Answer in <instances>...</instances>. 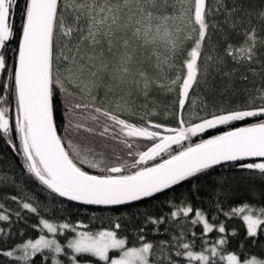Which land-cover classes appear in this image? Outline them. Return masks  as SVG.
<instances>
[{"label": "snow or ice", "instance_id": "6c2138e0", "mask_svg": "<svg viewBox=\"0 0 264 264\" xmlns=\"http://www.w3.org/2000/svg\"><path fill=\"white\" fill-rule=\"evenodd\" d=\"M214 14H223L228 29L243 36L239 44L229 42L223 28L222 51L212 41L209 29L218 24L208 17ZM261 32L264 7L253 9L247 0H213L211 5L206 0H0V76L5 77L0 81V141L22 158L23 169L53 200L130 205L217 167L258 176L261 186L250 191L253 199L264 200ZM154 89L175 94L181 110L177 126L166 129L169 135H161L164 125L153 122L157 112L147 110ZM134 96L145 102L142 113ZM250 118L255 122H247ZM221 125L232 129L192 142ZM83 132L104 138L100 151L82 154L78 137ZM139 140L150 143L141 150ZM108 141H118L127 151H110ZM6 198L36 214L34 227L53 238L40 234L11 250L0 248L5 258L0 264H10L6 258H13L12 264H36L32 258L38 253L50 264H83L84 257L93 258L90 264H264V255L245 252L243 245L230 251L225 226L217 228L214 217L210 221L203 210L183 202L173 205L171 217L194 214L191 224L200 225L204 235L214 230L225 235L203 241L199 251L194 241L185 242L183 232L172 237L171 245L148 241L143 228L129 240L120 234L119 222L96 232L78 231L69 222L56 224L41 216L34 197ZM216 208L222 211L219 202ZM13 214L20 218L19 211L0 203V222H9L8 229L0 228L4 243L12 236ZM224 215L242 217L248 237L264 233V204L245 203ZM146 222L158 226L163 218ZM61 234L66 245L58 239Z\"/></svg>", "mask_w": 264, "mask_h": 264}, {"label": "trees", "instance_id": "16d2710c", "mask_svg": "<svg viewBox=\"0 0 264 264\" xmlns=\"http://www.w3.org/2000/svg\"><path fill=\"white\" fill-rule=\"evenodd\" d=\"M206 2L208 5H211L213 0H206ZM247 3L253 9L264 7V0H247ZM208 19L210 23L214 20L218 24L217 29L210 28L209 31L212 34V41L219 43L221 51L225 42L221 39L220 28H223L224 32L228 34L229 42L239 44L243 40V36L236 35L235 32L230 31L228 26L223 23V14H214L208 17ZM253 23H256L255 19ZM19 27L20 16L18 14L16 17L17 33H19ZM259 35L264 36V32L259 33ZM17 42V40H13L11 47L15 48ZM255 67L258 68L259 66L256 65ZM3 79L5 77L0 76V81ZM133 99L138 111L142 113L145 110L143 108L145 103L143 98H136L134 96ZM150 99L152 103L148 104L147 110H155L157 112V115L152 117L153 122L164 125V127L159 129L161 135H169L166 129L177 126V120L181 112L178 105L174 104L175 94L154 89L150 94ZM238 100L239 98H234L233 103L238 102ZM12 112L14 116V105L12 106ZM183 113V118L187 120L189 117V107L187 104ZM247 122H255V119L250 118ZM234 124L236 127L246 125L245 122H234ZM231 129V125H221L198 134L192 138V142L196 143L202 139L211 138V136L219 135ZM60 134L64 135L62 128L60 129ZM82 137H86L87 139H83ZM82 137H78L82 154L88 152L90 149L97 152L100 151L104 138H100L99 136L93 138L87 132H83ZM137 142L140 144L141 150H144L145 146L150 143L144 140ZM187 143L186 141L185 144ZM108 144L109 150H114L117 154L127 151L118 141H108ZM173 148L176 149V145H173ZM84 167L93 174H97V170L88 169L86 165ZM193 185L196 186L195 190L193 189ZM260 186L261 180L259 177L251 174L249 170L217 167L215 171L174 186L172 189L166 190L165 193L158 194L155 198H146L144 201L133 202L130 205H86L60 197H56L53 200V194L43 189V186L39 185L23 169L22 158L16 155L10 146L0 141V203H3L11 212L15 213L19 211L21 214L19 219L14 214L12 215L10 222L12 236L7 239L6 243L0 241V248L11 250L29 238H36L40 234H48L46 229L42 233L40 228L34 227L39 224L36 214L23 210L16 202L6 198L13 195L24 196L26 194L29 199L34 197L35 200L32 202L40 205V215L56 224L69 222L77 226V229L96 232L119 222L121 224L120 234L128 237L129 240L136 239L138 230L143 228L144 235L148 241L154 243L168 241L169 245L173 243V236L179 237L183 232L185 242L194 241L196 251L201 249L203 241H214L219 235L226 234L228 249L230 251H239L240 246L243 245L245 252L264 255V233L258 234L257 237H248L242 217L224 215L225 212H230L233 207H241L245 203L253 205L264 204V200L262 199H253V194L250 191V189H258ZM182 202L185 206L190 205L194 210H203L210 221L214 217L213 222L216 227L218 228L222 223L225 226L226 233L219 234L218 231L214 230L204 235L200 225L191 224V220L195 219L194 214H190L188 217H184L183 215L171 217V212L176 210L173 205H180ZM217 202L220 203L222 211H217ZM45 205L47 207H44ZM147 217L163 218V223L154 226L146 222ZM0 228L8 229L9 222H0ZM233 231L236 233L234 236L231 235ZM193 233H195V236H193ZM58 239L62 244L66 245L67 241L64 240L62 234L58 236ZM172 254L174 255V249ZM44 255H50L48 250H45ZM59 258L67 260L63 255ZM6 259L12 264L13 258ZM32 259L36 261V264H50V260H44L43 256L39 253ZM92 259L84 257L83 261H91ZM17 264H22V262H17Z\"/></svg>", "mask_w": 264, "mask_h": 264}, {"label": "rangeland", "instance_id": "374dc122", "mask_svg": "<svg viewBox=\"0 0 264 264\" xmlns=\"http://www.w3.org/2000/svg\"><path fill=\"white\" fill-rule=\"evenodd\" d=\"M77 230H78V231H84V230H81V229H77ZM47 237H48L49 239L53 238L51 234H47ZM36 238H38V237H36ZM24 242H27V240L24 241ZM24 242H23V243H24ZM83 264H90V261H83Z\"/></svg>", "mask_w": 264, "mask_h": 264}, {"label": "water", "instance_id": "95a60500", "mask_svg": "<svg viewBox=\"0 0 264 264\" xmlns=\"http://www.w3.org/2000/svg\"><path fill=\"white\" fill-rule=\"evenodd\" d=\"M243 126H246V125H243ZM242 127V126H241ZM222 134V133H221ZM220 135V134H219ZM209 139V138H208ZM257 160H258V158H256ZM73 202H77V201H73ZM78 203H80V202H78Z\"/></svg>", "mask_w": 264, "mask_h": 264}]
</instances>
